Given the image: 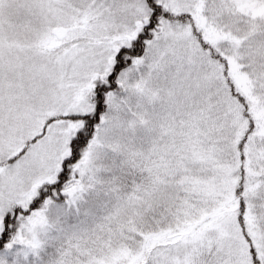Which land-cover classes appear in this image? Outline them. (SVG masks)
Listing matches in <instances>:
<instances>
[{
	"label": "snow or ice",
	"instance_id": "1",
	"mask_svg": "<svg viewBox=\"0 0 264 264\" xmlns=\"http://www.w3.org/2000/svg\"><path fill=\"white\" fill-rule=\"evenodd\" d=\"M0 264H264V0H0Z\"/></svg>",
	"mask_w": 264,
	"mask_h": 264
}]
</instances>
